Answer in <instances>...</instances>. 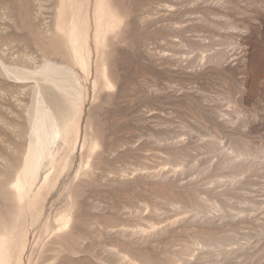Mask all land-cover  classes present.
Wrapping results in <instances>:
<instances>
[{
	"label": "rangeland",
	"instance_id": "obj_1",
	"mask_svg": "<svg viewBox=\"0 0 264 264\" xmlns=\"http://www.w3.org/2000/svg\"><path fill=\"white\" fill-rule=\"evenodd\" d=\"M0 264H264V0H0Z\"/></svg>",
	"mask_w": 264,
	"mask_h": 264
}]
</instances>
